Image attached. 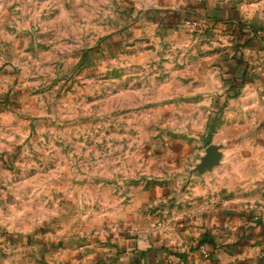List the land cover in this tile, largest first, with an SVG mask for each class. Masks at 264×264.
<instances>
[{
  "label": "rangeland",
  "instance_id": "obj_1",
  "mask_svg": "<svg viewBox=\"0 0 264 264\" xmlns=\"http://www.w3.org/2000/svg\"><path fill=\"white\" fill-rule=\"evenodd\" d=\"M225 1L0 0V237L138 236L192 178L229 182Z\"/></svg>",
  "mask_w": 264,
  "mask_h": 264
},
{
  "label": "crops",
  "instance_id": "obj_2",
  "mask_svg": "<svg viewBox=\"0 0 264 264\" xmlns=\"http://www.w3.org/2000/svg\"><path fill=\"white\" fill-rule=\"evenodd\" d=\"M217 4L208 7L211 21L236 38L222 95L230 131L240 135L229 182L211 187L209 174L192 178L186 194L172 192L160 206L165 220L138 236L80 242L4 235L0 264H264V0Z\"/></svg>",
  "mask_w": 264,
  "mask_h": 264
},
{
  "label": "water",
  "instance_id": "obj_3",
  "mask_svg": "<svg viewBox=\"0 0 264 264\" xmlns=\"http://www.w3.org/2000/svg\"><path fill=\"white\" fill-rule=\"evenodd\" d=\"M221 153L219 152L218 147L210 146L206 150V155L202 158L199 169L204 171L211 167L217 166L221 160Z\"/></svg>",
  "mask_w": 264,
  "mask_h": 264
},
{
  "label": "trees",
  "instance_id": "obj_4",
  "mask_svg": "<svg viewBox=\"0 0 264 264\" xmlns=\"http://www.w3.org/2000/svg\"><path fill=\"white\" fill-rule=\"evenodd\" d=\"M178 16H179V15H178ZM179 17H180V16H179ZM238 26L240 27V29L242 28V27H241V24L237 25L236 27H238ZM236 29H237V28H234V32L236 31ZM231 30H233V28H232ZM241 31H242V30H241ZM244 34H246L247 36H250V35H251V34H248V33H244ZM246 35H245V36H246ZM252 35H254V36L256 37V35H255L254 33H252ZM239 41H243L242 43H243V45H245V46H246V44L248 43L247 41H245V37H244V35H242V36L239 37ZM203 242H204V241H203Z\"/></svg>",
  "mask_w": 264,
  "mask_h": 264
},
{
  "label": "built area",
  "instance_id": "obj_5",
  "mask_svg": "<svg viewBox=\"0 0 264 264\" xmlns=\"http://www.w3.org/2000/svg\"><path fill=\"white\" fill-rule=\"evenodd\" d=\"M200 248H201V252H202L203 256L204 257L205 256L207 257L208 256V252L206 251L205 247L204 246H201Z\"/></svg>",
  "mask_w": 264,
  "mask_h": 264
}]
</instances>
